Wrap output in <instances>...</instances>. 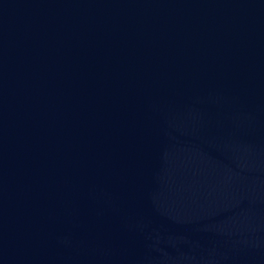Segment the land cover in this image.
Returning <instances> with one entry per match:
<instances>
[{
	"label": "water",
	"instance_id": "obj_1",
	"mask_svg": "<svg viewBox=\"0 0 264 264\" xmlns=\"http://www.w3.org/2000/svg\"><path fill=\"white\" fill-rule=\"evenodd\" d=\"M0 264H264V0H0Z\"/></svg>",
	"mask_w": 264,
	"mask_h": 264
}]
</instances>
